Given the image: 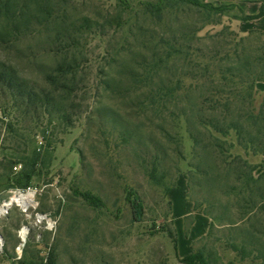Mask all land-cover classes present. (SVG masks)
Returning a JSON list of instances; mask_svg holds the SVG:
<instances>
[{"label": "rangeland", "instance_id": "374dc122", "mask_svg": "<svg viewBox=\"0 0 264 264\" xmlns=\"http://www.w3.org/2000/svg\"><path fill=\"white\" fill-rule=\"evenodd\" d=\"M205 2L228 9L207 18L159 0H0V71L38 94L21 98L0 78V264H185L196 252L209 264H251L231 250L226 222L211 231L215 195L199 183L183 101L210 77L180 50L196 61L247 45L255 59L264 30L242 20L255 2ZM173 83L174 103H154ZM218 137L245 156L235 136ZM129 188L144 202L141 222ZM19 194H33L28 208H3Z\"/></svg>", "mask_w": 264, "mask_h": 264}, {"label": "trees", "instance_id": "16d2710c", "mask_svg": "<svg viewBox=\"0 0 264 264\" xmlns=\"http://www.w3.org/2000/svg\"><path fill=\"white\" fill-rule=\"evenodd\" d=\"M164 4L163 8L180 5L183 10L196 9L207 18L219 16L228 9L227 5L216 6L205 0H159L157 5ZM262 17L264 4L258 14L245 15L242 20ZM221 46L224 51L220 59L214 54L208 59H204L206 55H198L195 61L189 59L193 53L180 50L186 55V62L198 64L201 80L210 77L208 82L197 85L200 91L197 97L183 98L190 110L186 117L198 154L196 174L200 185L215 195L213 208L217 215L212 217L211 231L217 229L215 222H226L229 234L233 236L230 248L240 260L250 259L251 264H264V173L256 176L260 165L252 164L247 158L250 155L264 157V94L257 103L255 90L256 82L264 80V51L255 59H249L245 55L247 45H242V49L239 45ZM59 70L66 73L63 66ZM0 78L21 98L34 100L38 95L13 70L0 71ZM179 88L174 83L166 85L153 102L173 104ZM217 134L222 138L235 136L245 156L234 155L236 145ZM154 177L157 178L156 175ZM26 180L24 186H28L31 177H26ZM81 196L95 207L103 204L99 196L89 191L81 193ZM127 200L134 221L141 222L145 216V205L134 188L128 189ZM170 235L176 241V234L170 232ZM181 260L185 264H209L203 252L187 255ZM47 263L55 264L54 258L49 257Z\"/></svg>", "mask_w": 264, "mask_h": 264}, {"label": "crops", "instance_id": "0c3cea01", "mask_svg": "<svg viewBox=\"0 0 264 264\" xmlns=\"http://www.w3.org/2000/svg\"><path fill=\"white\" fill-rule=\"evenodd\" d=\"M250 2H255L254 4V13H252L251 15H256L258 14L260 7L262 6V4H264V0H248ZM258 22V28L264 30V17L257 19ZM258 88L262 89L264 91V82H261L258 84ZM256 163H258L260 165L259 169L257 170L259 172V174L264 173V157H257L256 159ZM187 256V255H186Z\"/></svg>", "mask_w": 264, "mask_h": 264}, {"label": "bare ground", "instance_id": "6f19581e", "mask_svg": "<svg viewBox=\"0 0 264 264\" xmlns=\"http://www.w3.org/2000/svg\"><path fill=\"white\" fill-rule=\"evenodd\" d=\"M33 194H28V195H16L14 197L11 198L10 201L6 202L4 205H3V208L4 209H7L9 208L12 204H18V205H21L25 208L28 207V202L30 201V197H32Z\"/></svg>", "mask_w": 264, "mask_h": 264}, {"label": "built area", "instance_id": "2783aa9c", "mask_svg": "<svg viewBox=\"0 0 264 264\" xmlns=\"http://www.w3.org/2000/svg\"><path fill=\"white\" fill-rule=\"evenodd\" d=\"M19 195H22V194H19ZM28 208V207H27Z\"/></svg>", "mask_w": 264, "mask_h": 264}]
</instances>
